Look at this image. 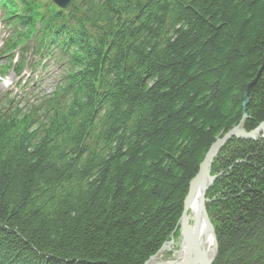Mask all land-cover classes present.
Masks as SVG:
<instances>
[{
	"label": "trees",
	"instance_id": "1",
	"mask_svg": "<svg viewBox=\"0 0 264 264\" xmlns=\"http://www.w3.org/2000/svg\"><path fill=\"white\" fill-rule=\"evenodd\" d=\"M0 4L17 73L31 48L60 75L0 101V264H145L212 144L264 122V0ZM215 173L213 264H264V139L228 141Z\"/></svg>",
	"mask_w": 264,
	"mask_h": 264
},
{
	"label": "water",
	"instance_id": "2",
	"mask_svg": "<svg viewBox=\"0 0 264 264\" xmlns=\"http://www.w3.org/2000/svg\"><path fill=\"white\" fill-rule=\"evenodd\" d=\"M54 1L58 5L64 7L71 0ZM244 119H246V116L239 125L232 128L224 137L218 138L212 144L200 165L198 174L190 182L189 192L184 202V210L178 226L183 237L182 241L185 243L188 249V257L182 264H213L215 258L217 257L219 248L217 235L207 210V204L213 200L207 197L208 190L213 186L216 179L220 176V174H212L213 164L219 156L222 148L233 138L251 140L264 139V122H262L257 128L248 131L244 128ZM194 202H197V210L195 214H193L191 211ZM191 217L192 219L190 220ZM201 223H204L212 232L215 249L212 256H209L205 247H203L204 242L201 236ZM175 232L176 230L174 233ZM167 244L168 241L162 245L158 252L163 250ZM156 254L152 255L145 262V264H147V262Z\"/></svg>",
	"mask_w": 264,
	"mask_h": 264
},
{
	"label": "rangeland",
	"instance_id": "3",
	"mask_svg": "<svg viewBox=\"0 0 264 264\" xmlns=\"http://www.w3.org/2000/svg\"><path fill=\"white\" fill-rule=\"evenodd\" d=\"M1 16V14H0ZM8 29L5 27L4 22L1 20L0 17V50L5 42V40L8 37ZM20 51L16 50L14 51V61H16L19 57ZM30 57V55H29ZM31 58V57H30ZM8 62V56H0V65L3 63ZM30 71L31 69L27 67L24 71L22 76H19L16 74V72L11 69L6 72V75H4L0 68V96L8 95L12 96L15 93H29V89H35V91L38 92H50L54 86V80L57 77V69L53 65L47 69V71L38 72L35 76L30 77ZM22 80V83L26 82V88L23 89L21 86H19L17 83ZM31 83L33 86H31ZM31 86V87H30ZM220 174V173H215ZM215 183V182H214ZM209 214V212H208ZM210 220L213 223L212 215L209 214ZM192 217L190 218V220ZM214 225V223H213ZM182 234L180 232V229L173 235V238L171 239L175 241L176 246L175 250H179L181 247L182 242ZM169 239V241L171 240ZM177 253L174 252V250L167 251L166 258H172L176 257Z\"/></svg>",
	"mask_w": 264,
	"mask_h": 264
},
{
	"label": "bare ground",
	"instance_id": "4",
	"mask_svg": "<svg viewBox=\"0 0 264 264\" xmlns=\"http://www.w3.org/2000/svg\"><path fill=\"white\" fill-rule=\"evenodd\" d=\"M197 210V202H194L192 205V213L195 214ZM201 236L202 240L204 242V246L207 254L209 256H212L215 249H214V239L212 232L210 229L207 228V226L204 223H201ZM177 243L172 240H168V244L166 247L158 252L153 258H151L147 264H182L188 257V249L185 243L181 242V247L179 250H175V246ZM174 250L175 253H177L176 257L172 258H166L167 251Z\"/></svg>",
	"mask_w": 264,
	"mask_h": 264
}]
</instances>
